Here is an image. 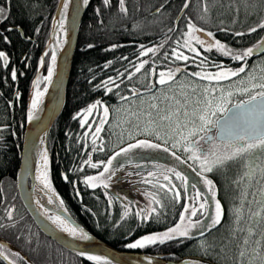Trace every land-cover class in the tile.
Segmentation results:
<instances>
[{
	"label": "trees",
	"instance_id": "1",
	"mask_svg": "<svg viewBox=\"0 0 264 264\" xmlns=\"http://www.w3.org/2000/svg\"><path fill=\"white\" fill-rule=\"evenodd\" d=\"M59 1L0 0V6L10 10L7 20L0 21V32L10 40L6 43L0 37V50L9 57L6 67L0 63V237L31 259L27 262L18 256L20 264H67L64 253L74 255L76 263L97 264L67 251L44 235L31 222L17 189L28 124L27 108L35 90L32 80L38 74L47 75L53 16L57 14ZM124 4L126 12L120 10L119 0H109L108 5L103 0L88 2L74 51L64 107L46 137L47 170L55 192L79 225L116 249L161 257L173 264L176 261L179 264L189 261L197 264H264V147L246 157L241 154V157L237 155L236 159L226 160L225 172L213 178L223 206L222 217L216 226L202 235L129 248L126 245L140 235L161 231L176 223L185 197L180 202L173 201L170 193L158 191L156 182L143 181L144 188L153 189L160 201L159 219L150 217L148 221L139 222L135 206L129 202L127 205L120 194L107 185L89 187L83 180L84 176L101 170V166L93 168L84 161L89 156L93 163L105 161L113 148L112 133L107 127L103 129L98 139H103V150L99 151V144L93 147L88 125H80L81 117L73 119L74 113L96 99L112 106L151 92L158 84L156 80L161 70L184 64L190 74L199 70L202 57L206 70H214L212 65L221 62L230 67L239 66L238 61L216 50L203 49V46H199V55L191 54L183 47L182 31H187V21L191 19L194 25L211 31L216 39L232 48L249 47L264 34V27L247 32L249 27L264 20V0H191L178 23L176 19L185 0H124ZM9 26L12 31H7ZM196 35L210 39L203 33ZM177 40H181L180 50L190 56L189 61H176L170 55ZM141 45L160 47L155 54L149 52L141 57ZM141 59L148 63L136 72L135 65ZM107 61L111 63L104 67ZM153 61L156 62L154 69ZM13 67L16 69L15 81L11 78ZM128 72L132 75H126ZM109 76L114 77L111 83L103 88L95 87ZM43 83L40 82L41 88ZM17 91L19 96L15 95ZM125 171L118 172L122 175ZM62 174L68 179L65 180ZM235 179L238 180L232 184ZM231 205L236 207V214L231 212ZM8 209H11V217L7 214ZM125 212L128 215L123 216ZM4 249L17 253L7 246ZM0 264H4L1 258Z\"/></svg>",
	"mask_w": 264,
	"mask_h": 264
},
{
	"label": "snow or ice",
	"instance_id": "2",
	"mask_svg": "<svg viewBox=\"0 0 264 264\" xmlns=\"http://www.w3.org/2000/svg\"><path fill=\"white\" fill-rule=\"evenodd\" d=\"M81 2L83 4H88L89 0H60L58 5V18L57 15L53 16V36H55V41L51 47V59L47 65V75L41 76L37 75L35 79L32 80V85L34 86V92L31 96V103L27 108V119L29 121L33 120L35 116V110L39 107L41 98L44 93L48 90L49 83L53 80L54 72L57 68V47L64 46L63 36H65L69 28L66 26V21L68 19L69 5H72V20L75 22L76 14L79 12ZM105 5H108L109 0H103ZM185 5H187V0H185ZM119 8L121 11H127L125 8L124 0H119ZM9 9L3 6H0V21H6L9 14ZM97 11H99L97 9ZM159 11V9L157 10ZM264 27V20H261L254 27H249L247 29L248 33H252L256 28ZM187 31H182L181 38L182 44L185 49H187L191 54L199 55L201 48L208 51L216 50L224 56L229 57L231 60L238 61V67H230L223 65L221 62L220 65H212L215 68L214 71H208L205 68V60L202 57L201 62L198 65V69L195 72L190 73V76L195 78L199 77L205 81H208L209 84L206 85H190L193 90L197 87L202 88V95L204 96L203 102H198L196 108L192 111L189 116V110L187 107L184 108L185 119L183 125H181L179 119L176 120L175 126H169L167 130L163 129L162 122L172 121L174 114L180 113V108L177 107L173 111L168 112L166 115H160L158 120L161 123H158L157 120L151 119V113H145L149 119L144 123L142 129L137 128V132H142L147 136H155L161 140L170 139L172 141L173 147L182 148L188 158L193 160L195 163L199 164L200 175L203 176V183L207 186L208 195H202L199 188L196 186V182L189 183L188 177L184 172L180 171L176 167H168L165 169L166 172L174 174L176 180L180 182L182 187H177L176 184L171 183L172 177L165 175L163 171L159 173L149 172L147 175L152 177L154 174L158 176L157 183L162 179L165 183L161 184L160 187L166 189L168 193L171 194V199L176 202L182 201L183 196H187L189 190L191 189L192 195L188 200H184L181 204V211L179 212V219L176 223L172 224L170 227L165 228L163 231L159 232H150L144 235H140L138 238L132 240L126 246L129 248L144 247L146 245H153L157 242L164 243L165 241L173 240L175 238H188L193 234L195 230L196 234L202 235L201 229L207 230L211 228L213 224L218 223L221 216V205L219 200H216V191L214 188V183L207 176H204V172L212 171L213 165L221 164L224 159L232 158L238 154L244 152L246 149L253 148L256 144L264 145V82L255 83V77L252 74V70L248 69L247 76L242 78L238 74L245 73L246 71V61L247 58L252 56L256 50L259 48L264 50V36H261L255 44L245 47V48H232L229 45L221 42L216 39L211 31H207L204 28H199L194 25L191 19H188L186 25ZM12 26H9L7 31H12ZM38 32L39 29L37 28ZM196 33H205L207 38L205 39L201 35H196ZM237 35H242L237 33ZM0 37L6 43H10L9 37L4 35L3 32H0ZM30 39V38H29ZM181 40H177L176 47L171 50L170 55L175 58L176 61H189L190 56L185 54L180 50ZM91 47V45H87ZM162 46V45H161ZM110 47L115 48L116 45H110ZM142 51H140V56L143 57L145 53H153L159 51L157 45L152 47L140 46ZM167 55V53L165 54ZM26 58V57H25ZM0 63L5 67L9 63V57L5 51L0 50ZM40 63H44V58L41 57ZM111 61L105 62L104 67H108ZM148 63V61L141 59L135 65L134 71L139 72L143 66ZM155 61L152 62V68H155ZM175 63V61H174ZM187 72V69L184 64H180L175 68H170L167 70H161L159 72L158 82L160 85H164L166 81H173V78L177 73L181 71ZM126 75L131 76L132 73L128 72ZM230 77H237L241 86L225 90L221 85L219 87L212 86L211 82H221L228 80ZM11 78L13 81L16 79V69L15 67L11 70ZM115 78H118L115 77ZM114 77H106L99 85L95 87H105L106 84H109L113 81ZM43 81V87H40V82ZM6 82V81H5ZM151 83V82H150ZM246 84V86H244ZM112 87H116L115 84H112ZM256 89H259L257 91ZM107 91H111V88H107ZM242 93L244 95L243 99L233 100V93ZM16 96H19L20 93L17 91ZM121 100L124 97H120ZM11 103V101H9ZM179 105V101H176ZM187 105L188 101H184ZM152 108H156V104L151 105ZM102 109V115H100L99 122L95 124L93 136V147L99 144L97 150H103L102 140H97L96 137L99 135L101 128L109 115L108 106L100 99L87 104L86 107L79 109L73 115V119L81 117L80 125L84 126L88 116L94 111ZM89 128H92L93 125L89 124ZM131 136V134H130ZM203 139L207 143L216 145L222 143L225 148V152L221 156H217L215 151H207L198 147V141ZM43 143V140L41 141ZM165 143H156L152 139H134L133 142L125 144L124 147L118 148V150L113 151L112 155L108 157L107 161L97 160L95 163L89 159L84 161V163L89 164L91 167L96 168L97 166H102L103 171L97 172L95 175L84 176L83 180L87 183L89 187L95 188L97 183L106 186L107 180L110 176L115 175L113 169V158L117 156H123L127 162L128 154L132 149L144 148V149H161L165 148ZM171 152L173 157H176V152L171 151V149H166ZM38 154L44 161L45 168L42 170L39 165L36 166V174L33 176L36 184V187H40L42 191H47L49 203L53 202V194L55 189L52 186L49 173L47 171L48 156L46 150L39 151ZM179 159V157H177ZM25 162L26 166L24 169L25 176L33 175L31 171V150L29 149L25 153ZM83 167V164L80 165ZM119 167L123 168L124 164H119ZM157 168H163L161 165H157ZM64 179L67 180V175H64ZM148 183H152V180L149 179ZM35 188L33 189V191ZM77 194L78 190H77ZM151 196L152 206L150 205L146 210L137 209L135 216L138 221L143 223L148 221L149 218L158 220V206H160V201L151 193H147ZM210 200L215 201V212L210 214L207 206L209 205ZM111 201H109L110 203ZM64 202L62 199L58 200V207L63 208ZM64 211L67 212V209L64 208ZM7 214L11 217V209L7 210ZM128 215L127 212L123 216ZM122 216V218H123ZM208 216L207 221L204 218ZM198 217V218H194ZM50 220H53L59 228L68 234L69 237L78 238L80 240H89V233L78 223H76L71 218H65L62 215L56 214L48 217ZM203 221V223H202ZM119 223V221H117ZM99 226V225H97ZM71 246V241L68 242ZM202 247H204L202 245ZM10 251V250H9ZM14 255L19 256V253H14ZM79 255L81 257H87L91 261L97 262V264H118L109 258L108 254L99 255L91 251L80 250ZM241 256L244 253L241 251ZM0 257H3L8 264H16L15 260H12L7 253L4 251V244L0 242ZM145 260H149V257H145ZM183 264V262H182ZM188 264H197V262L189 261Z\"/></svg>",
	"mask_w": 264,
	"mask_h": 264
},
{
	"label": "rangeland",
	"instance_id": "3",
	"mask_svg": "<svg viewBox=\"0 0 264 264\" xmlns=\"http://www.w3.org/2000/svg\"><path fill=\"white\" fill-rule=\"evenodd\" d=\"M58 18V15H57ZM70 19L68 16V19L66 21V26L70 24ZM54 25L52 26L53 29ZM52 36L50 38L49 45H52L55 41V36H53V30ZM66 35L63 36V40L65 41ZM65 43V42H64ZM64 47V46H63ZM62 47V48H63ZM61 47H57V55L60 53L59 51L62 49ZM50 53H51V47H50ZM232 67H238V66H232ZM248 69L252 70V74L255 77L254 82L255 83H262L264 82V56L261 58H258L252 63V65L246 66L245 73L238 74L240 77L244 78L247 76ZM215 70V69H214ZM214 70H208V71H214ZM160 72V71H159ZM159 75L157 76V83L155 86V89H153L150 93H144L137 95L135 97L126 99L125 101H122L118 104L108 106L109 108V115L107 119L105 120L101 131L99 135L96 137L98 140L100 138V134L103 131L104 128L107 127V129L110 130L113 136V148L111 152L109 153L108 157L112 155L113 151L118 150L120 147H124L125 144L131 143L134 141V139H152L156 143H165V140H161L160 138H157L155 136H147L143 134L142 132L138 133L136 130L137 128L142 129L144 126V123L149 117L145 115V113H151V119L157 120L158 123H161L158 120V117L160 115H166L168 112L173 111L175 108H180L179 114H174L172 121H164L163 129L167 130V128L171 126H175V122L177 119H179L181 125H183V121L185 119L184 116V108L187 107L189 110V116L191 115L192 111L196 108L198 102H203L204 96L202 95V88L197 87L195 90L190 87V85L198 84V85H206L209 84L208 81L203 80L199 77H191L188 72L181 71L180 73H177L176 76L173 78V81H166L164 85H160L158 82ZM51 83H49L50 85ZM212 86H223L225 90H229L231 88H235L237 86H241L239 83V80L237 77H230L228 80L216 82H211ZM246 86V84L244 85ZM259 91V89H256ZM48 92V90H47ZM47 96V95H46ZM244 95L242 93H233L232 99L233 100H239L243 99ZM187 100L188 103L185 105L184 101ZM176 101H179V105L176 103ZM31 103V99H30ZM155 103L156 108H152L151 105ZM106 104V103H105ZM100 115H102V109L98 111L94 110L86 120V124H92L93 127L89 128V131L91 133L94 132L95 124L99 122ZM96 116V121H94V118ZM131 134V136H130ZM166 139L165 148L161 149H144V148H136L132 149L130 153L128 154V161L127 162L123 156H117L113 158V169L115 171L114 176H110V178L107 180L106 185L109 186L112 190H114L116 193L120 194L122 198H124L127 205H129L127 202L134 205L136 209H147L150 205H152V199L151 196L147 195V193H151L154 195L157 199L158 197L155 195L154 190L150 191L149 189L144 188L143 181H147L149 179L153 182L157 183L158 176L153 175L152 177H149L147 173L153 172V173H159L161 171L164 172L165 175H169L172 177L171 183L176 184L177 187H182L180 182L175 179L174 174L168 173L165 171L168 167H176L180 171L184 172L185 175L189 179V183L196 182L197 188L200 189L202 195H208L210 196V193H208L207 186L203 183V176L200 175V167L198 163H195L193 160L188 158V154L184 152L182 148L173 147L172 141L170 139ZM103 140V139H102ZM203 143L202 139L198 141V144ZM264 147V145L256 144L253 148L246 149L244 152L238 154V156L241 157V154L243 156H248L251 153H254L258 148ZM166 149H171V151L176 152V157H173L171 155V152L167 151ZM205 149L209 152L215 151L217 156L223 155L225 152L224 145L222 143H218L216 145L208 144L205 146ZM107 157V159H108ZM179 157V159H177ZM235 157L232 158V160ZM107 159L105 161H107ZM229 160L231 158H228ZM224 159L221 164L213 165L212 171L210 172H204L203 175L207 176L209 179L213 181V178H216L217 176H221L225 171V163L227 162ZM236 159V158H235ZM49 160V159H48ZM124 164V167H119V164ZM48 164V163H47ZM157 165L163 166V168H157ZM102 167V166H101ZM122 175L118 172L119 170H125ZM133 171H130V170ZM103 171V167L99 172ZM96 174V173H95ZM92 174V175H95ZM124 177H127L126 180ZM149 178V179H147ZM216 180V179H215ZM238 179H235L234 181H231L232 184L235 183ZM165 183L162 179L159 180V183H157V189L165 190L160 187L161 184ZM214 183V181H213ZM147 184V183H146ZM99 183H97V186L99 187ZM214 188L216 191V200H219L221 205V199L218 195V191L216 189V184L214 183ZM192 195L191 189L189 190V193L185 197V200H188ZM61 199V198H60ZM130 204V205H131ZM155 206V205H152ZM131 206H129L130 208ZM64 205L62 209V214L65 213L64 211ZM208 211L210 214H214L215 212V201L210 200L209 205L207 206ZM222 211V207H221ZM231 212L235 213L237 212L236 207L231 205ZM54 213H50L48 215L52 216ZM47 217L48 220H50ZM222 217V216H220ZM198 218V217H194ZM209 219L208 216L204 218L205 221ZM53 221V220H50ZM203 223V221H202ZM219 223V222H218ZM218 223H215L212 225V227L216 226ZM165 229V228H164ZM209 229V228H208ZM207 229V230H208ZM204 229H201V233H204ZM163 231V230H161ZM159 232V231H156ZM195 230H193V234L191 236H196ZM4 251L7 253V255L12 259L16 261V264L20 263V259L18 256L14 255L13 252H8L6 249ZM66 260L68 261L67 264H79L76 263V257L72 254H65ZM261 258V256H260ZM261 261V260H260ZM65 264V263H64Z\"/></svg>",
	"mask_w": 264,
	"mask_h": 264
},
{
	"label": "water",
	"instance_id": "4",
	"mask_svg": "<svg viewBox=\"0 0 264 264\" xmlns=\"http://www.w3.org/2000/svg\"><path fill=\"white\" fill-rule=\"evenodd\" d=\"M191 0L187 1V5L178 14L176 23L179 22L183 14L186 12ZM60 4V1H59ZM88 4H83L81 2L79 12L76 14L75 22L72 20V5H69L68 16L70 19V24L68 25L69 31L66 34V39L64 47L59 51L57 55V68L53 75V80L50 85H48V92L46 96L47 107L37 118L29 121L24 132L23 140V150L21 166L17 177V189L19 196L22 200L27 213L36 223L39 230L45 234L47 237L55 241L57 244L63 248L79 254L80 250L91 251L95 254L104 255L108 254L109 258L118 264H173L161 257L141 255L128 250H120L112 247L111 245L101 241L99 238L90 235L89 240H80L78 238H72L62 234L53 222L48 220L41 211L37 208L35 200L33 197V188L35 186V181L33 176L35 175V170L37 166L36 153L39 142L44 138V143L46 144L47 134L58 116L60 115L66 98V87L70 78L72 63L74 59V54L76 51L79 32L81 23L87 9ZM58 14V8H57ZM264 32V31H263ZM206 37V34H203ZM264 36V35H263ZM264 54V50L257 49L252 57L260 56ZM31 150V171L33 175L25 176L24 169L26 166L25 153ZM31 182V185H30ZM30 185V186H29ZM65 218H71L75 221L68 213L62 214ZM76 222V221H75ZM77 223V222H76ZM79 224V223H78ZM69 241H71V246H69ZM0 242L5 246L11 248L12 250H17V248L11 244L9 241L0 237ZM145 257H149V260H145ZM4 264H8L3 257H0ZM180 262H175L179 264Z\"/></svg>",
	"mask_w": 264,
	"mask_h": 264
},
{
	"label": "bare ground",
	"instance_id": "5",
	"mask_svg": "<svg viewBox=\"0 0 264 264\" xmlns=\"http://www.w3.org/2000/svg\"><path fill=\"white\" fill-rule=\"evenodd\" d=\"M46 95H47V91L44 93L43 97L41 98V102L39 104V107L35 110V116H34L33 120L35 118H37L46 109V107H47ZM42 140H43V143H41ZM42 140L39 142L38 148H36L37 149L36 159H37V165H39V167L43 170L45 168L44 161L41 158V156L38 154V150L39 151L46 150L44 138ZM34 170H35V174H36V169H34ZM37 183L38 182H35V186H34L35 190L33 191V197H34L35 204H36L37 208L41 211V213L45 217H48V215L50 213H54V215H56V214L62 215V209H61V207H58V200L59 199L56 196V194L55 193L53 194V197H54L53 202L49 203V201H48L49 193L47 191H42L40 187H36ZM52 222L59 230H61L62 234L68 236V234L66 232H64L61 228H59L54 221H52Z\"/></svg>",
	"mask_w": 264,
	"mask_h": 264
},
{
	"label": "flooded vegetation",
	"instance_id": "6",
	"mask_svg": "<svg viewBox=\"0 0 264 264\" xmlns=\"http://www.w3.org/2000/svg\"><path fill=\"white\" fill-rule=\"evenodd\" d=\"M253 61H254V60H252V62H251V61H250V58L248 57V58H247V61H246V64H249L250 62L253 63ZM202 141H203V143L198 144V147H199V148H202V149H204V150H206V149H205V146H207L208 144H211V143H207V142H205L203 139H202ZM18 194H19V193H18ZM28 215H29V214H28ZM29 216H30V215H29ZM30 219H31V222L34 223L33 220H32V218H31V216H30ZM34 225H35V223H34ZM35 226H36V225H35ZM4 246H5V245H4ZM16 248H17V247H16ZM12 251H13V250H12ZM20 251H21V250H20L19 248H17V250H14V252H17V253H19V254H20L21 252L24 253L23 251H21V252H20ZM19 256H21V254H20Z\"/></svg>",
	"mask_w": 264,
	"mask_h": 264
},
{
	"label": "crops",
	"instance_id": "7",
	"mask_svg": "<svg viewBox=\"0 0 264 264\" xmlns=\"http://www.w3.org/2000/svg\"><path fill=\"white\" fill-rule=\"evenodd\" d=\"M221 207H222V204H221ZM221 214H222V211H221Z\"/></svg>",
	"mask_w": 264,
	"mask_h": 264
}]
</instances>
